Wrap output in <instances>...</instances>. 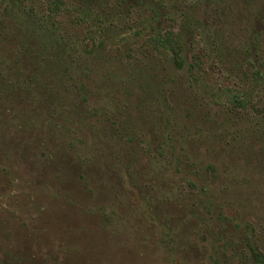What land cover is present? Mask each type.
Returning a JSON list of instances; mask_svg holds the SVG:
<instances>
[{"label": "rangeland", "instance_id": "374dc122", "mask_svg": "<svg viewBox=\"0 0 264 264\" xmlns=\"http://www.w3.org/2000/svg\"><path fill=\"white\" fill-rule=\"evenodd\" d=\"M65 3L0 0V264H255L264 127L224 89L264 111V0Z\"/></svg>", "mask_w": 264, "mask_h": 264}, {"label": "trees", "instance_id": "16d2710c", "mask_svg": "<svg viewBox=\"0 0 264 264\" xmlns=\"http://www.w3.org/2000/svg\"><path fill=\"white\" fill-rule=\"evenodd\" d=\"M46 2L49 4L51 11H59L61 6L66 4V0H46ZM124 2H126V0H123V3ZM85 4L84 1L81 2L79 4L80 8L83 9V5ZM156 15L155 13V18ZM169 19L173 20L171 18ZM153 42L157 50L162 48L170 51L178 67L181 68L184 65L182 56L183 46L180 32L177 31V27H164L159 30L154 36ZM252 65L255 69L252 70V76L249 80L254 87L255 84H262V82H264V64H261V67H256L254 64ZM189 74L191 79L195 82H214L217 78L215 73L210 68H207L203 53L198 51H194V58L189 66ZM252 89L253 88L243 91L224 89L226 93L230 94L231 105L229 107L230 109H228L229 114L232 115L237 124L240 122L247 124L249 130H251V127L253 129H256L258 126H261V128L264 127V114H261L264 113V111L259 112L256 109V105L253 104L251 93L253 94L254 90ZM261 116L263 117L261 118ZM209 169L211 170V168ZM249 255L255 264H264V250H260L257 245H250Z\"/></svg>", "mask_w": 264, "mask_h": 264}]
</instances>
